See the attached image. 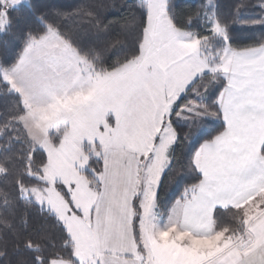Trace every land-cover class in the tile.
Segmentation results:
<instances>
[{
    "label": "snow or ice",
    "instance_id": "1",
    "mask_svg": "<svg viewBox=\"0 0 264 264\" xmlns=\"http://www.w3.org/2000/svg\"><path fill=\"white\" fill-rule=\"evenodd\" d=\"M0 264H264V0H0Z\"/></svg>",
    "mask_w": 264,
    "mask_h": 264
}]
</instances>
